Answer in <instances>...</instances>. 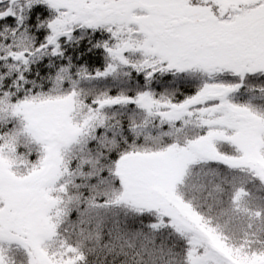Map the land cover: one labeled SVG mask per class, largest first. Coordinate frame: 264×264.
<instances>
[{"label":"snow or ice","instance_id":"1","mask_svg":"<svg viewBox=\"0 0 264 264\" xmlns=\"http://www.w3.org/2000/svg\"><path fill=\"white\" fill-rule=\"evenodd\" d=\"M0 264H264V0H0Z\"/></svg>","mask_w":264,"mask_h":264}]
</instances>
